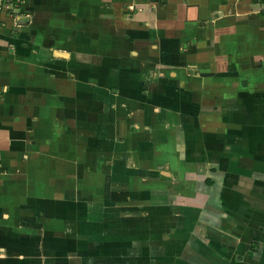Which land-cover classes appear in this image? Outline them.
I'll return each instance as SVG.
<instances>
[{"label": "crops", "instance_id": "1", "mask_svg": "<svg viewBox=\"0 0 264 264\" xmlns=\"http://www.w3.org/2000/svg\"><path fill=\"white\" fill-rule=\"evenodd\" d=\"M0 264H264V0L0 5Z\"/></svg>", "mask_w": 264, "mask_h": 264}, {"label": "built area", "instance_id": "2", "mask_svg": "<svg viewBox=\"0 0 264 264\" xmlns=\"http://www.w3.org/2000/svg\"><path fill=\"white\" fill-rule=\"evenodd\" d=\"M18 0H0V5L2 4H9V5H13L14 3H16Z\"/></svg>", "mask_w": 264, "mask_h": 264}]
</instances>
